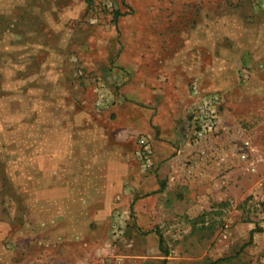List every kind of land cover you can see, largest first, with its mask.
Returning a JSON list of instances; mask_svg holds the SVG:
<instances>
[{
    "label": "rangeland",
    "instance_id": "1",
    "mask_svg": "<svg viewBox=\"0 0 264 264\" xmlns=\"http://www.w3.org/2000/svg\"><path fill=\"white\" fill-rule=\"evenodd\" d=\"M182 1L0 0V264H264V124L251 122L248 107L234 111L245 92L199 94L198 99L221 96L219 126L204 140L195 138L188 111L189 143H206L212 151L216 145L214 155L174 160V151L129 126V117L145 114L124 88L171 89L174 77L160 68L169 66L185 42L210 34L198 25L204 6L213 1L226 11L264 12L258 0ZM141 59L146 74L138 73ZM256 62L242 61L241 68L263 69ZM256 77L255 84H264V77ZM243 78L241 73L235 79ZM69 103L78 105L77 117L123 130L115 140L123 155L107 165V173L91 178L102 181L100 195L93 190L96 198L116 200L90 204L92 218L85 224L18 214L14 208L23 210L31 191L26 181L34 176L22 151L48 125L42 119L51 120L54 109L65 111ZM263 111L256 107L254 117ZM139 135L152 143L149 165L137 158ZM82 137L89 142L88 135ZM17 229L22 254L10 251Z\"/></svg>",
    "mask_w": 264,
    "mask_h": 264
},
{
    "label": "crops",
    "instance_id": "2",
    "mask_svg": "<svg viewBox=\"0 0 264 264\" xmlns=\"http://www.w3.org/2000/svg\"><path fill=\"white\" fill-rule=\"evenodd\" d=\"M182 2L189 3V0ZM208 5L202 9L198 25L204 30L208 29L210 34L198 37L196 41L185 42L182 52L176 53L170 63H167L169 66L159 67L166 75L174 77L171 89L165 91L150 88L148 92H144L141 88L130 90L129 86H126L123 90L125 96L134 100L135 108L145 114L142 119L138 118L140 113L129 117V126L133 130L148 134L155 140V146L166 145L171 153L174 151L177 155L174 160L181 162L184 159H187V162L196 160L200 156L199 153L211 151L214 155V151L219 150L215 145L216 148L212 151L206 143L192 146L185 136V128L190 122L188 111L205 91L223 88L235 97L239 91H244L247 100L234 101V111L241 106L248 107L252 110L249 114L251 122L264 124V111L260 116L253 115L256 107H264V84L254 83L257 74L261 78L264 77V67L261 70L241 68L244 66L242 61L250 65L253 60L264 66V12L253 14L250 7V12L245 15L235 9L226 11L213 1ZM258 49L260 51H257ZM221 61L227 63L223 69ZM236 61H239V69ZM142 64L145 65V62L141 59L138 63V73L146 74ZM133 66L137 68L136 60L133 61ZM151 72V69H148L149 75ZM241 73L245 78L237 82L235 78H239ZM221 77L225 80L223 85L220 84ZM194 84L198 85L200 95L194 93ZM20 106L24 108L26 104L22 102ZM77 106L69 103L65 111L54 109V118L49 120L44 117L43 124L48 125H43V130L38 131L36 140L23 149L22 152L29 157L28 172L30 170L34 176L26 181L27 184L31 180L27 187V190L30 188L31 191L27 199H24L23 210L20 211L17 206L14 208L18 214L25 212L29 217L41 221L83 220L81 224H85L92 218L88 208L90 204L107 205L116 200L113 197L96 198L93 190H100L102 181L100 184H94L91 178L94 172L107 173V165L123 155L121 142L115 141L116 136L123 133V130H118L113 123L100 126L96 121L77 117ZM259 133H264V129ZM84 135L90 137L89 142L83 143ZM215 138L209 139V143L216 141ZM239 156L242 161H251L241 154ZM232 161L230 162L235 165L234 159ZM218 166L214 165L212 170L217 171ZM100 193L101 190L98 194ZM17 232L21 230H14L10 237V251H19L22 254L18 246L20 242L15 241ZM32 232L37 234V230ZM29 252L32 254L34 251L27 248V253Z\"/></svg>",
    "mask_w": 264,
    "mask_h": 264
},
{
    "label": "built area",
    "instance_id": "3",
    "mask_svg": "<svg viewBox=\"0 0 264 264\" xmlns=\"http://www.w3.org/2000/svg\"><path fill=\"white\" fill-rule=\"evenodd\" d=\"M257 4L258 7L264 8V0H258ZM193 91L196 95H199L198 85H193ZM220 103L221 96L218 93H211L208 97L198 99L190 109L194 136L197 140H204L217 130L219 126L217 106ZM137 141L139 145L137 150L138 160L142 161L144 165L151 164L154 151L150 139L144 135H139ZM245 144L249 145V140Z\"/></svg>",
    "mask_w": 264,
    "mask_h": 264
},
{
    "label": "trees",
    "instance_id": "4",
    "mask_svg": "<svg viewBox=\"0 0 264 264\" xmlns=\"http://www.w3.org/2000/svg\"><path fill=\"white\" fill-rule=\"evenodd\" d=\"M118 16V15H117ZM163 237L161 236V238H160V245H161V247H163Z\"/></svg>",
    "mask_w": 264,
    "mask_h": 264
}]
</instances>
